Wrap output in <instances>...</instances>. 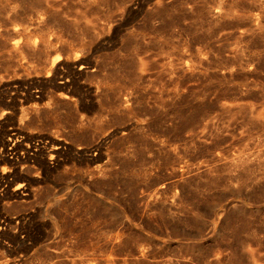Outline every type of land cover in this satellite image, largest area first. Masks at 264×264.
Here are the masks:
<instances>
[{"label":"rangeland","instance_id":"374dc122","mask_svg":"<svg viewBox=\"0 0 264 264\" xmlns=\"http://www.w3.org/2000/svg\"><path fill=\"white\" fill-rule=\"evenodd\" d=\"M0 264H264V0H0Z\"/></svg>","mask_w":264,"mask_h":264},{"label":"bare ground","instance_id":"6f19581e","mask_svg":"<svg viewBox=\"0 0 264 264\" xmlns=\"http://www.w3.org/2000/svg\"><path fill=\"white\" fill-rule=\"evenodd\" d=\"M63 85V84H62ZM15 135V134H14ZM20 135V134H19ZM17 138V137H16ZM15 140V139H14ZM14 140H13V142H14ZM12 147V146H11ZM41 149V148H40ZM61 149V147L59 146V145H56V146H54L53 147V149H52V155H53V157H54V154H57L58 153V151ZM37 150V149H36ZM44 150V149H43ZM42 150V151H43ZM98 150V149H97ZM46 153V152H45ZM14 154V153H13ZM51 154V153H50ZM50 157V156H49ZM52 157V156H51ZM4 181V180H3ZM26 185V184H25ZM26 187V186H25ZM22 190V189H21ZM27 192H28V190H27ZM25 197H28V194L26 193V191H24L23 193H22ZM22 195V196H23Z\"/></svg>","mask_w":264,"mask_h":264}]
</instances>
